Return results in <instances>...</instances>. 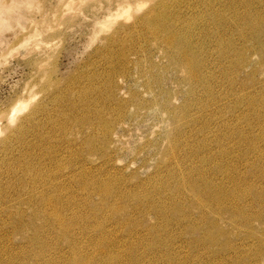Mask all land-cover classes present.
<instances>
[{"label":"rangeland","instance_id":"rangeland-1","mask_svg":"<svg viewBox=\"0 0 264 264\" xmlns=\"http://www.w3.org/2000/svg\"><path fill=\"white\" fill-rule=\"evenodd\" d=\"M257 11L264 15V0H0V226L29 212L27 182L42 189L67 183L84 160L94 175L132 192L130 204L156 206L153 215L131 207L118 216L126 224L108 225L141 264H202L201 247L188 244L203 239V224L191 233L174 206L186 207L193 190L180 194L174 175L198 169L220 179L230 170L264 186L263 169L255 175L247 167L264 152V36H243ZM215 13L223 20H212ZM147 16L155 33L122 29ZM188 42L204 63L195 85L179 60ZM183 109L190 120H181ZM108 127L118 132L117 146L103 145L113 136ZM173 142L180 143L176 155ZM218 164L223 174L216 176ZM73 189L79 210L109 214L92 188ZM187 213L197 225L199 212ZM13 235L18 253L26 240ZM139 235L145 259L128 246Z\"/></svg>","mask_w":264,"mask_h":264},{"label":"bare ground","instance_id":"bare-ground-1","mask_svg":"<svg viewBox=\"0 0 264 264\" xmlns=\"http://www.w3.org/2000/svg\"><path fill=\"white\" fill-rule=\"evenodd\" d=\"M259 11L255 15L251 14L252 16L246 17L251 22L247 21L249 26L244 28L243 36H247V32L251 30V33H255L257 37L264 36V15ZM217 15L215 13L212 20H218L216 19ZM218 16L223 20L220 15ZM253 16L256 18L253 19ZM246 18L243 20L246 21ZM142 19L144 22L135 21L133 26H126L122 29L134 33L142 31L155 33V30L151 28L155 18L147 16ZM141 25L143 27L139 29ZM163 30H166L165 27L158 31ZM169 30L171 29L167 31ZM172 32L175 33V29L170 31V33ZM167 41L175 42L176 36L169 34ZM112 43L111 47L117 45L118 41L114 39ZM263 43L264 39L262 38L259 41L262 52L264 51ZM192 48L190 42L186 43V48L180 52L179 60L192 84L195 85L201 81L200 70L204 68V63L198 59L199 55L195 51H191ZM228 51L229 49L224 48L222 52L226 55ZM189 53H192L193 56L190 57ZM165 106L166 111L172 110L170 105ZM182 113V121L189 119L190 114L187 109H183ZM174 119L178 121L177 113L174 114ZM113 131L114 129L110 127L106 129L105 135L113 136L111 139H104V146H117L116 144L120 142V139H115L118 132L114 133ZM261 137L258 136L257 141L263 140ZM179 148L180 143L173 142L169 147L170 154L176 155ZM258 153L256 161L247 164V167L252 172L256 170V173L260 167L263 170L259 174L257 173V176L264 178V152L258 151ZM223 154L225 155L226 151ZM88 156H92V154ZM86 166V161L83 160L82 172L73 171L69 177L66 176L67 183H53L46 189H42L34 182H27L23 194L31 197L27 201L29 212L16 211L9 216V221L4 219L3 225L0 226V264H141L138 261L139 257L127 251V244H122L119 235L114 233L115 229L111 230L108 225L115 221L120 226L126 224V218L118 216L127 214L131 207L140 215L144 213L153 215L156 206L149 204L154 208L151 206L145 208L147 205L145 206L142 201L134 199L132 201L135 204H130L133 198L132 192L123 191L122 187L119 188L121 183L111 182L110 176L94 175L91 169ZM222 168L223 164H218L216 171L211 172L218 173L215 174L216 176L222 175ZM26 170L27 175L32 173L31 169L27 168ZM203 172L191 169L188 174L176 173L174 175L175 178L181 180L178 186L180 194H184V188L188 186L193 190V199H187V206L174 204L175 209L179 213L180 210L186 213V215L183 214L185 215L183 220L189 219L191 233H195L199 225L203 224L200 226L201 232L204 233L203 239L192 238L188 244L189 247L196 249L201 247V252H203L200 261L202 264H261L264 259V186L255 181V184L249 183L248 180L252 178L250 177L252 174L249 173L244 176L229 170L227 176H222L219 179L212 178ZM256 173L254 172L255 175ZM196 175H199L198 178ZM106 181L110 182L106 183ZM75 185H78L82 192L92 188L94 192L98 193L103 199V207L111 208L109 214L93 217L79 210L76 198H73L76 194L73 189ZM192 209L197 210L201 215L197 220V225L191 222L195 221L192 217H188L187 212H191ZM209 216L213 217L212 222L208 221ZM127 220L130 218L128 217ZM140 220L142 222L143 218ZM154 232L159 234L158 229L151 230V233ZM13 234H20L23 240H26L24 245L18 247V251L20 250L18 253L14 251L16 244L13 242ZM144 239L146 240L145 237L139 235L136 237V241H131L128 244L129 248L136 251L142 259L146 258V252H140L143 247L140 242ZM214 246H218V248L215 250ZM92 248L94 252H91ZM169 253H173V249L168 250L165 255ZM44 255H47L46 260L48 258L49 262L45 259L42 261L41 257Z\"/></svg>","mask_w":264,"mask_h":264}]
</instances>
